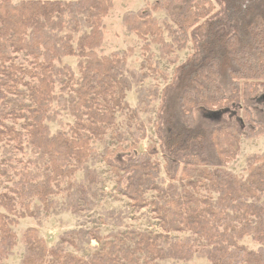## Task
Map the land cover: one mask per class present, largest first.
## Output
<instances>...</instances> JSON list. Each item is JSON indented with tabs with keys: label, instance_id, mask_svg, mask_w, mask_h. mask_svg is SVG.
Here are the masks:
<instances>
[{
	"label": "trees",
	"instance_id": "trees-1",
	"mask_svg": "<svg viewBox=\"0 0 264 264\" xmlns=\"http://www.w3.org/2000/svg\"><path fill=\"white\" fill-rule=\"evenodd\" d=\"M112 5L0 0V174L11 182L0 193V264H9L17 244L13 225L36 214L32 203L48 212L54 196L65 192L73 213L93 209L99 174L88 165L92 142L114 126L119 111L129 113L135 129L127 144L105 154L114 190L132 209L148 208L159 231L125 228L101 235L95 227L79 228L48 246L37 228L28 227L20 264H162L193 257L264 264V150L248 160L244 176L227 167L242 137L264 135V0H152L125 11L121 23L147 54L140 69L129 67L124 53H98L102 20ZM155 11L163 12L162 20ZM151 44L172 64L176 51L188 44L191 51L160 94L136 89L144 108L150 97L160 98L153 125L158 144L142 152L137 143L145 136L143 123L126 93L158 71ZM64 57L77 59L75 71ZM62 111L72 122L51 132L48 123ZM210 111L216 116L209 124L195 117ZM26 151V159L18 155ZM78 171L81 179L71 180ZM115 219L119 225L121 217ZM171 232L191 236L172 238ZM245 238L257 247H248ZM80 240H94L97 248L89 256L66 249H79Z\"/></svg>",
	"mask_w": 264,
	"mask_h": 264
},
{
	"label": "rangeland",
	"instance_id": "rangeland-1",
	"mask_svg": "<svg viewBox=\"0 0 264 264\" xmlns=\"http://www.w3.org/2000/svg\"><path fill=\"white\" fill-rule=\"evenodd\" d=\"M18 1V0H13ZM152 0H113V5L109 9L106 16L103 18V43L98 49L100 55H109L113 51H118L126 55V61L129 67L140 69L141 62L146 59L147 54L141 51L142 42L125 30L121 23V16L125 11L143 9L148 6ZM155 17L162 20L164 14L161 11L153 13ZM191 47L188 44L185 49L176 51L173 57L176 58V63L172 64L167 58L159 57L157 45H150V56L152 64H155L158 71L151 74L150 77L145 79L137 87L126 93V100L131 108L137 106L138 116L143 123L144 138L140 139L137 143L139 151L144 152L148 146L153 143L158 144L154 132V122L156 120V109L159 106V92L166 82H169L174 67L185 60L189 55ZM62 62L69 64L72 69L76 70L77 59L75 57H64ZM164 74V75H163ZM157 89L158 95L150 97V104L148 107L138 105L136 89ZM205 114V115H204ZM216 115L213 112H200L196 113L195 117L202 124H209ZM72 122V118L66 112H59L55 119L50 121L49 128L51 132H55L59 128H66L67 124ZM135 129V122L129 118V113L126 111H119L117 113V120L114 126L109 128L106 134L97 141H93L94 153L88 160V165L95 168L99 174L98 180L95 184L97 188V196L94 198L95 206L90 210H82L80 213H73L68 206V197L65 192L59 193L54 196L55 205L48 212L43 209H37L36 204L32 203L31 208H34L36 214L32 217L26 216L19 218L16 224L13 225V230L16 235V246L14 247L11 255L7 261L9 264H20V260L24 253V245L21 239L22 233L28 227H35L38 229L39 236H41L48 246H55L60 236L69 232L72 233L79 228L88 229L91 227L97 228L101 235L108 234L117 230H125V228H134L142 231L158 232L159 228L156 224V219L148 208L141 210H134L129 206V201L125 197L119 195L114 190L115 175L110 171L109 166L105 162V154L107 151L112 150L118 144H127L130 141V135ZM119 134V139L116 138ZM264 150V135L241 138L239 142V150L237 155L228 163V168L236 175L244 176L246 173V166L248 160L253 156L261 153ZM26 153H19L24 159L28 157ZM5 151L2 150L0 145V167L4 164ZM155 160L160 167V178L164 183L167 181V176L164 170V161L160 154H157ZM34 168V167H29ZM9 174L12 169H7ZM82 177V171L76 172L71 180L78 181ZM11 182L5 175L0 174V193L7 192L6 189L10 186ZM152 192L147 196L151 197ZM2 209L0 208V211ZM121 217V223H116V215ZM104 218H107L104 220ZM172 238H184L191 236L188 232H171ZM243 243L250 248H256L257 244L252 242L249 238H245ZM66 249L78 255L89 256V254L97 248V244L92 240L89 244L83 240L79 241V249L72 246L65 245ZM162 264H211L206 258L193 257L187 262L164 260Z\"/></svg>",
	"mask_w": 264,
	"mask_h": 264
}]
</instances>
